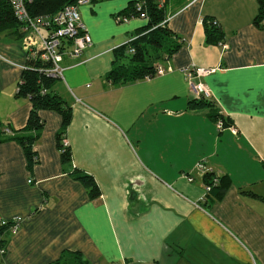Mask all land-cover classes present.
<instances>
[{
    "label": "crops",
    "instance_id": "crops-1",
    "mask_svg": "<svg viewBox=\"0 0 264 264\" xmlns=\"http://www.w3.org/2000/svg\"><path fill=\"white\" fill-rule=\"evenodd\" d=\"M130 3L92 0L78 8L92 45L75 59L63 56L62 79L51 88L71 110L61 137L71 163L61 162V117L52 111L39 113L44 126L31 169L17 143L0 144V222L21 220L15 234L0 235V264H53L64 251L87 264H264L258 0H164L165 26L179 44L163 61L165 72L112 85L105 76L114 50L147 24L130 14ZM123 12L126 22L117 20ZM205 18L217 22L220 43L205 42ZM12 41L0 39V121L19 130L30 111L27 99L15 97L26 50ZM190 65L213 70L194 78L210 94L194 109L198 98L181 71ZM73 170L92 177L98 197ZM207 175L230 180L208 204Z\"/></svg>",
    "mask_w": 264,
    "mask_h": 264
},
{
    "label": "trees",
    "instance_id": "trees-1",
    "mask_svg": "<svg viewBox=\"0 0 264 264\" xmlns=\"http://www.w3.org/2000/svg\"><path fill=\"white\" fill-rule=\"evenodd\" d=\"M75 2L76 0H31L25 4V9L31 18H39L54 15L63 7L72 5ZM258 3L259 12L254 19V23L258 27L264 28V25L260 24L264 20V0H258ZM129 9H131L130 14L138 17V14L134 13L132 3H130ZM142 11L148 18L147 24L138 30L134 39L113 52V67L105 76V79L112 85H124L154 77L156 68L162 66L166 57L168 58L179 48L178 42L173 39L172 33L163 23L165 13L162 8H157L156 0H145ZM123 13V15L117 17H125L124 15L127 12ZM212 21L208 18L203 19L205 42L207 44H218L221 42L223 35L218 26L212 24ZM22 27L23 24L14 15L9 0H0V39L11 38L22 44L24 38V33L21 31ZM130 49H133L134 53L130 54ZM156 63L160 65L156 66ZM24 66L25 69L21 72L15 97L27 99L30 104L26 124L22 129L14 130L9 124H3L0 121V144L7 141L17 143L24 153L28 168L31 169L37 163V154L33 151V146L40 138L44 126L39 113L41 111H52L61 117V127L56 135L57 146L61 150V162L69 165L71 163V153L69 148L63 147L61 137L64 136L70 123L71 110L51 90L57 79H51L41 72L42 69L50 67L49 63L40 61L38 58L32 60L28 57V54H26ZM191 104L193 109L206 105L202 98L194 100ZM217 116L220 117L216 115L215 118ZM71 175L88 188L91 198L99 196L98 187L91 176L80 170H73ZM205 178H207L205 179L206 182L210 180L208 184L210 189L205 195L206 203L222 198L230 185L229 178L227 176L217 177L216 184L212 183L211 176L207 175ZM9 225L10 222L4 226L0 225V235L4 230L10 233ZM5 244L6 240L0 238V250H4L0 257L6 252ZM53 264H87V262L78 252L64 251Z\"/></svg>",
    "mask_w": 264,
    "mask_h": 264
},
{
    "label": "built area",
    "instance_id": "built-area-1",
    "mask_svg": "<svg viewBox=\"0 0 264 264\" xmlns=\"http://www.w3.org/2000/svg\"><path fill=\"white\" fill-rule=\"evenodd\" d=\"M31 0H9L11 3L14 15L17 20L23 24L21 31L24 33L22 40V46L26 50V54L32 60L38 58L40 61L50 64L49 68L42 69L41 72L51 79H62V67L61 61L63 56L75 59L79 57L83 51L92 45V40L87 32L84 24L81 21L78 8L89 4L92 0H76L72 5L63 7L59 12L54 15L43 16L39 18H31L25 9V4ZM198 0H188L189 3H194ZM157 8L160 9L164 5V0H156ZM145 4V0H133L134 13L138 14V17L147 20L146 14L142 11ZM134 16V15H133ZM118 21L126 22V17H117ZM165 23V21L163 22ZM214 26H218L215 20L212 21ZM41 30L45 33L42 34ZM129 53H134L133 49L129 50ZM22 70L25 66L21 67ZM182 73L187 78L191 92L197 98H208L209 92L205 86L201 83L194 81L195 77L206 76L213 70L197 68L192 65L184 67ZM165 72V68L158 66L156 68V75H161ZM217 131L223 129V122L221 119L216 124ZM63 147L66 144L63 143ZM197 168L203 173H208V170L204 169L203 164H199ZM191 180V179H190ZM213 184L217 183L214 179ZM210 186L206 187L207 193ZM7 222L1 221L0 225H6ZM21 225L19 218H13L10 220L9 230L11 234H15ZM4 250H0L2 254Z\"/></svg>",
    "mask_w": 264,
    "mask_h": 264
},
{
    "label": "rangeland",
    "instance_id": "rangeland-1",
    "mask_svg": "<svg viewBox=\"0 0 264 264\" xmlns=\"http://www.w3.org/2000/svg\"><path fill=\"white\" fill-rule=\"evenodd\" d=\"M41 33L44 34L45 32H44L43 30H41ZM11 43H13L14 45H19L20 42H17V41H16V42H13V41H12ZM20 48H21V45H20ZM21 50H22V48H21ZM17 51H18V50H17ZM22 52H23V50H22ZM23 53H24V52H23ZM24 55H25V53H24ZM6 59H7V58H6ZM8 60H9V59H8ZM21 67H23V66H21ZM21 99H22V98H21Z\"/></svg>",
    "mask_w": 264,
    "mask_h": 264
},
{
    "label": "bare ground",
    "instance_id": "bare-ground-1",
    "mask_svg": "<svg viewBox=\"0 0 264 264\" xmlns=\"http://www.w3.org/2000/svg\"><path fill=\"white\" fill-rule=\"evenodd\" d=\"M222 121V120H221ZM223 126H224V124H223Z\"/></svg>",
    "mask_w": 264,
    "mask_h": 264
}]
</instances>
